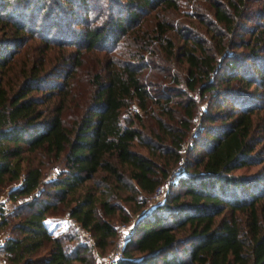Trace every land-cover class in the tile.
<instances>
[{
	"label": "trees",
	"instance_id": "trees-1",
	"mask_svg": "<svg viewBox=\"0 0 264 264\" xmlns=\"http://www.w3.org/2000/svg\"><path fill=\"white\" fill-rule=\"evenodd\" d=\"M208 1L212 11L198 17L203 32L181 34L177 46L167 35L173 25L162 19H156L152 38L136 28L141 13L174 9L175 0H126L101 25H90L85 7L73 21L82 27L70 19L60 32L65 37L58 38L48 37L49 27L46 35L35 31V20L19 19V5L47 13L52 7L45 0H0V29H11V37L0 39V187L17 182L9 198L29 196L15 209L16 223L8 221L11 212L0 216V229L10 225L16 232L5 242L11 263L74 264L86 262L89 251L105 253L117 236L115 222L129 218L121 202L144 208L182 162L170 184L181 192L169 189L165 203L138 217L117 264H264V171L232 174L264 161V111L257 114L264 99L254 98L264 90V0L261 10L248 14L246 0ZM254 18L263 21L242 23ZM129 31L136 46L131 59L96 54L107 35L112 43ZM239 46L247 51L229 53ZM177 57L186 66L185 89L176 88L178 76L165 83ZM54 60L50 69L61 70L45 81L40 73ZM244 61L256 71L245 70ZM16 63L14 78L9 74ZM190 91L208 104L183 160L197 106ZM226 100L231 105L222 109ZM56 161L63 168L42 184L45 168ZM182 196L187 200L179 201ZM59 205L68 207L72 223L92 242L69 246L75 236L49 231L46 216ZM179 229L186 231L183 238L176 236ZM46 248L45 258L35 257Z\"/></svg>",
	"mask_w": 264,
	"mask_h": 264
},
{
	"label": "rangeland",
	"instance_id": "rangeland-1",
	"mask_svg": "<svg viewBox=\"0 0 264 264\" xmlns=\"http://www.w3.org/2000/svg\"><path fill=\"white\" fill-rule=\"evenodd\" d=\"M46 4H50L51 5V9L48 10L47 13H45L43 15L42 14H38V12L32 13V12H26V8L22 7L21 5H19L20 7V17L19 19L23 20V21H30V20H35V27L36 30L35 31H40V33H43L44 35L45 32L49 30L51 32H49L48 37L53 38V37H65L64 35H61L63 32L65 26L64 25H68L69 21H71L70 19H72V22L74 20H78L80 17H82L86 11H84L85 9H90V12L87 13L88 15V20L91 21L90 25H101L105 19L108 18V16H113V14L117 13V10L124 6L123 3L126 0H84L81 2V0H68L66 3H63L62 0L57 2L58 4H56V2L53 0V3L51 4L50 1L52 0H45ZM57 1V0H56ZM177 7L176 8H162V7H156L153 8L151 10H146L145 12L140 14V17L138 18V26H136V28H138V30L140 31H147L149 33V38H152L153 35V27L155 25L156 19H162L170 24L173 25V31L170 30L167 32L168 36H172L173 40L175 41V45L180 46L182 43V39H181V34H186L188 31H196L199 33H202L204 30V26L199 22V18L202 15H204L207 11H212V8L209 6L210 1L208 0H175ZM215 1H219V2H223L225 3V0H215ZM263 0H246V5L248 6V10H245V13H250L252 10L257 9V10H261L263 8ZM34 2V1H33ZM38 5V4H37ZM86 5V6H84ZM62 7V8H61ZM86 7V8H85ZM83 8H85L83 10ZM43 17V18H42ZM263 20L258 19V18H254L251 21H246V20H242V23L248 25V26H253L255 27L258 24H261ZM30 23V22H29ZM52 23V24H50ZM56 25V26H49V25ZM74 25V22H73ZM73 25H71L70 27H72ZM73 27L75 28H81V24H75ZM135 27V26H134ZM133 27V28H134ZM47 28V29H46ZM135 29V28H134ZM132 29V30H134ZM131 30V29H130ZM131 30V31H132ZM131 31L127 32L126 34L120 35L117 40L115 42L111 43V38L112 36L107 35L106 39L103 42L102 45V49L98 50L96 52V54L98 56H100V58L104 59V58H111L114 60H120V61H126L131 59V53H133L134 51H136V46L132 41L131 38ZM33 33L36 35V33L33 31ZM43 35V36H44ZM242 37L243 39H249L250 36L245 33L242 32ZM7 37H11V29L7 30H2L0 29V39H4ZM27 37V36H25ZM236 39L238 40V36H236ZM68 40V38H67ZM152 40V39H151ZM32 43H35L34 40H31ZM152 43V41H151ZM64 46V45H63ZM52 47V46H51ZM65 49L68 51L70 49H72V46H64ZM54 50H57L58 48L55 46ZM229 53H233L234 55H239V53L242 51L243 53L246 52V48L244 47H236V48H231L228 50ZM51 52H54L53 50H49L47 51V56L49 58H51L52 54ZM177 52V51H176ZM51 53V55H50ZM240 56V55H239ZM17 57V56H16ZM91 60H94V58L91 56L90 57ZM223 61V58H219V65L220 63ZM15 63V61H14ZM52 63H56L55 60L54 61H48L47 63H45V67L43 68L42 72L40 73V75H43L42 77H45V81L46 80H54L56 77L54 76V74L58 71L61 70L56 69V68H51ZM245 63V70L249 71V72H255L256 70L251 67V62L247 61V63L244 61ZM218 65V66H219ZM20 65L18 63H16L14 65L13 71L9 74L11 76H14V78L16 77V75H18V69H19ZM168 68H169V73L166 74V78H165V83H169V81L171 80L172 76H178L180 82L176 85L177 87H180L182 89H185V77H186V66L184 62H181L180 59H178V57L176 59H173L170 64H168ZM43 73V74H42ZM15 74V75H14ZM46 75V76H45ZM163 73L160 74V76L163 77ZM6 78V80H5ZM8 80H10L8 78ZM20 81L19 79H16V81ZM4 81L7 82V76L4 77ZM10 82V81H9ZM14 82V80L12 79V83ZM234 83V82H233ZM49 83H47L48 85ZM44 88L46 86H43ZM174 87V85H173ZM236 87V86H234ZM233 87V88H234ZM238 89V88H236ZM241 89L242 92H245L243 88H239ZM249 91H252V89H254V86H250ZM237 91V90H236ZM264 90H262L261 88L258 89V95H261V97H254L255 101H260L262 99H264V94H262ZM190 95H192L195 98V101L197 103L196 106V114H195V120H194V124L192 125V128L190 130V132L188 133V135L186 136L185 140L183 141V146L181 149V153H182V158L183 160L185 159V157L187 156L186 151H188L190 149V146L193 144L194 138L196 137V135L198 134V128H199V124H200V114L202 112V110H204L205 108H207V100L205 98L200 97L199 95H197L196 92H188ZM34 94L39 95L40 92H34ZM257 95V94H256ZM178 99V98H176ZM263 101V100H262ZM230 102L228 100H226V103L224 106H222V109H227L228 107H230ZM136 106L135 104L131 105V109H135ZM216 109L213 107L212 111H215ZM262 111L264 110H259V112L257 114H261ZM141 114V111H140ZM220 120H216L214 122L215 123H219ZM260 145L257 146V148ZM200 149V148H198ZM260 149V148H259ZM142 150V149H141ZM144 151V150H143ZM261 155L264 157V151L261 152ZM183 163L179 162L177 165H175L173 167V169L169 172L168 177L159 185L160 187V192L159 194H157L155 197L152 196V194H150L148 196L147 199V203L144 206V208L135 211L134 208V203L133 202H121V205L124 209V214L127 213L129 215L128 221L127 222H123L121 220H117L115 222L116 227L118 228V226L120 224L126 223L127 227L125 231L123 232H118L117 231V236L114 238L112 244L110 245L109 249L106 250L105 253L109 252L110 250H112L115 247H121V249L126 245V240L128 239V237L131 235L128 233L129 231V227L131 223H134L137 221L138 217H140V215L158 205L161 203H165V199L167 197V194L169 192V189H172L173 192H181V190H179L178 188L174 187H170L171 182L175 181L179 172L184 168V166H182ZM63 168V165L60 161H56V162H52L50 165H48L45 170H44V174L43 177L41 179V183H45L48 182L50 180H53L54 178L57 177V174L60 172V170ZM264 171V161L260 164H256V165H251L249 167L246 168H240L237 169L235 171L232 172V174L234 175H251L254 174L256 172H263ZM17 185V182H12V183H7L5 185H3L2 187H0V197L2 198H9L10 192L12 190V188H14ZM19 203L17 205V207L19 205H22L27 199H29V196H20L19 197ZM187 198L185 196H182L179 201H186ZM16 207V208H17ZM15 208V209H16ZM15 209H12L10 212V215L8 216V221L10 223V225H13L14 223H16L18 221L17 217H14V213H15ZM17 210V209H16ZM68 207L64 206V205H59L58 209L50 211L45 219V223L47 228L49 229V231L51 233L55 234H60V233H67V234H71L73 236H75V240L74 241H70V242H66L67 245L71 246L74 245L77 242H84V241H89L90 242V238L89 235L88 237L85 236V234H83L84 232L79 229L77 226H75L72 223V220L68 217V213H67ZM117 217V216H115ZM8 225L7 227L0 229V236H13L15 235V231L11 232V226ZM186 231L184 229H179L176 230V236L178 238H183L186 234ZM94 253V254H93ZM96 252H87L84 253L85 255H83L86 258V262H80V261H75L74 264H100V258L103 257L105 255V253H98L95 254ZM48 255V249H43L41 250L38 254H36L35 257L42 259L45 258ZM138 253H135V256H137Z\"/></svg>",
	"mask_w": 264,
	"mask_h": 264
},
{
	"label": "built area",
	"instance_id": "built-area-1",
	"mask_svg": "<svg viewBox=\"0 0 264 264\" xmlns=\"http://www.w3.org/2000/svg\"><path fill=\"white\" fill-rule=\"evenodd\" d=\"M33 191L32 193H35ZM160 192V187H157L155 191L152 193V196L155 197ZM19 197L16 198H2L0 197V216L8 214L12 209H15L19 203ZM134 226V223L130 224L128 233L131 234L130 229ZM78 227V226H77ZM127 224H120L117 228L118 232H123L126 230ZM82 230V229H81ZM83 231V230H82ZM85 234L86 232L83 231ZM85 236L88 237L87 234ZM8 236H0V264H13L9 260L10 251L5 248V242ZM90 238V237H89ZM92 242V239L90 238ZM122 258V249L121 247H115L109 252L105 253L103 257L100 258V264H117L118 260Z\"/></svg>",
	"mask_w": 264,
	"mask_h": 264
}]
</instances>
